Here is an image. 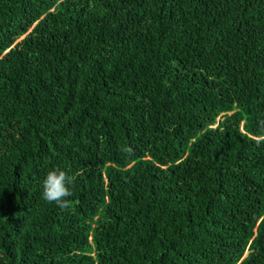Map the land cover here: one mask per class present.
<instances>
[{"label":"trees","instance_id":"1","mask_svg":"<svg viewBox=\"0 0 264 264\" xmlns=\"http://www.w3.org/2000/svg\"><path fill=\"white\" fill-rule=\"evenodd\" d=\"M0 264H264V0H0Z\"/></svg>","mask_w":264,"mask_h":264},{"label":"clouds","instance_id":"2","mask_svg":"<svg viewBox=\"0 0 264 264\" xmlns=\"http://www.w3.org/2000/svg\"><path fill=\"white\" fill-rule=\"evenodd\" d=\"M75 178L65 170L56 167L49 169L41 183V197L49 204L66 210L73 196Z\"/></svg>","mask_w":264,"mask_h":264}]
</instances>
